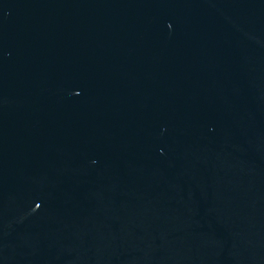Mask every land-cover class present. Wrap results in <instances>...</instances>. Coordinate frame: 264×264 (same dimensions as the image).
Wrapping results in <instances>:
<instances>
[{
    "label": "water",
    "instance_id": "1",
    "mask_svg": "<svg viewBox=\"0 0 264 264\" xmlns=\"http://www.w3.org/2000/svg\"><path fill=\"white\" fill-rule=\"evenodd\" d=\"M0 264H264V0H0Z\"/></svg>",
    "mask_w": 264,
    "mask_h": 264
}]
</instances>
